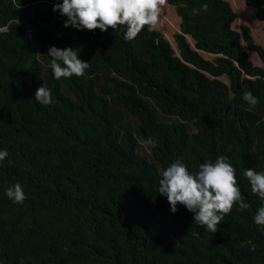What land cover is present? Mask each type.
<instances>
[{"label": "trees", "instance_id": "trees-1", "mask_svg": "<svg viewBox=\"0 0 264 264\" xmlns=\"http://www.w3.org/2000/svg\"><path fill=\"white\" fill-rule=\"evenodd\" d=\"M228 1L167 0L181 19L174 56L154 27L128 41L124 26L64 27L52 10L62 0H0V150L9 153L0 162V264H264V226L254 222L264 201L243 175L264 172V46L248 26L233 30ZM241 2L264 29V0ZM204 3L208 11L194 15ZM204 15L208 30L191 21ZM52 46L80 50L90 63L82 80L54 77ZM99 71L110 72L107 94ZM44 83L47 106L34 99ZM244 91L258 98L251 111ZM221 155L250 207L234 206L213 234L183 205L173 213L158 187L177 159L196 173ZM16 183L23 204L5 194Z\"/></svg>", "mask_w": 264, "mask_h": 264}, {"label": "clouds", "instance_id": "clouds-1", "mask_svg": "<svg viewBox=\"0 0 264 264\" xmlns=\"http://www.w3.org/2000/svg\"><path fill=\"white\" fill-rule=\"evenodd\" d=\"M166 4L167 0H62V3H55L52 10L67 18L64 22L66 28L89 31L100 29L106 32L109 28L115 31L119 26H124V38L131 41L146 26L149 31L153 29ZM192 11L194 15L207 12L208 4L204 3ZM79 51L70 47L49 48L47 55L52 58L50 67L56 79L85 75L90 63L78 58ZM34 99L44 106L53 103L52 92L45 83L37 89ZM243 99L250 105L249 111L259 102L250 91H244ZM140 142L153 143L150 138ZM8 155L6 149L0 150V162ZM243 175L249 181L251 191L264 201V172L248 168ZM158 192L167 197L173 213L177 211L178 204L183 205L194 214V223L213 234L219 230L218 226L234 206L241 212L250 207L242 198L236 169L223 155L215 162L201 163L196 173H190L186 165L177 159L162 172ZM5 194L17 204H23L27 199L19 183L9 186ZM254 222L264 226V206L257 209Z\"/></svg>", "mask_w": 264, "mask_h": 264}, {"label": "rangeland", "instance_id": "rangeland-1", "mask_svg": "<svg viewBox=\"0 0 264 264\" xmlns=\"http://www.w3.org/2000/svg\"><path fill=\"white\" fill-rule=\"evenodd\" d=\"M242 0H229L228 2L232 5V8L234 9V12L238 14V17L235 21V24L233 26V30L240 32V28L245 25L248 26L254 38H256L257 43H259L261 46H264V29L263 26H260V24L256 21L255 16L250 13V12H243L242 7L244 8V4L241 2ZM239 4L242 5L240 8ZM181 19L176 17L174 15L173 9L166 4L165 7L162 8L160 16L158 18L157 24L154 26L155 31L161 32L163 38L168 41L170 44L174 56H177V51L174 48V44L171 40L172 35L178 32V24ZM193 22H197L198 24H201L205 29H209L210 24H209V16H197V17H192ZM0 31H3L0 29ZM186 42L189 44L191 47L193 45L192 41L188 38L185 37ZM204 57L208 59H213L214 57L210 55H204ZM250 59L252 60L253 63H255L257 66H260L261 61L259 58H257L256 55H250ZM110 76V72L108 71H99L95 74L94 79L96 86L98 89L102 90L104 93L107 94V91L105 90L104 83L105 80ZM76 77V76H75ZM78 80H82L84 77H76ZM220 80L226 81L228 84V80L226 77H221ZM229 101L233 105H239L240 102L237 98H234L231 93H229ZM113 117L114 120L116 121L117 125L119 128L124 129V130H129L133 131V124L129 123L123 116L122 113L118 111L113 112Z\"/></svg>", "mask_w": 264, "mask_h": 264}, {"label": "crops", "instance_id": "crops-1", "mask_svg": "<svg viewBox=\"0 0 264 264\" xmlns=\"http://www.w3.org/2000/svg\"><path fill=\"white\" fill-rule=\"evenodd\" d=\"M204 28V27H203ZM159 32V31H158ZM159 33H161V32H159ZM162 34V33H161ZM192 47V46H191ZM261 65V64H260Z\"/></svg>", "mask_w": 264, "mask_h": 264}]
</instances>
